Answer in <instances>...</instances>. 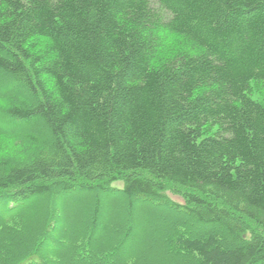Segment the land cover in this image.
Returning a JSON list of instances; mask_svg holds the SVG:
<instances>
[{"label":"trees","instance_id":"obj_1","mask_svg":"<svg viewBox=\"0 0 264 264\" xmlns=\"http://www.w3.org/2000/svg\"><path fill=\"white\" fill-rule=\"evenodd\" d=\"M0 75L32 98L0 132L35 148L0 168V264L114 261L122 199L184 216L191 264H264V0H0Z\"/></svg>","mask_w":264,"mask_h":264},{"label":"rangeland","instance_id":"obj_2","mask_svg":"<svg viewBox=\"0 0 264 264\" xmlns=\"http://www.w3.org/2000/svg\"><path fill=\"white\" fill-rule=\"evenodd\" d=\"M175 38L176 37H174V39ZM6 80H8L6 77L4 78L2 75H0V88L7 89L9 87L8 84H5V82H7ZM252 88L254 100L264 102V84L261 85L253 83ZM8 89L10 90V88ZM24 99H32L30 92L24 90L20 86L12 88V93H10L7 98H0V111H5L8 106L13 105L12 103H16L17 101L22 102ZM28 126H32L40 131H44L42 127L37 124ZM4 127H7V124L3 120H0V128ZM13 127L14 126H11V128ZM18 130L19 129H16V131ZM2 133L3 132H0V168L4 162L11 161L12 159L18 160L25 158L35 149L34 147L26 144H18L9 135ZM113 186L120 188L122 187V183L116 182ZM165 188L166 191H164L163 194L167 197V199L177 204L184 206L188 205L189 201L186 198V193L183 192L181 188L175 185H165ZM122 201L123 202L120 205V210L121 214L124 215V212L127 208V202L124 199H122ZM78 204H81V206L77 205V210L82 207V202L80 201ZM39 206H44V201L41 202ZM120 206L112 204L106 206L104 215L105 219L100 222V227L97 231L98 236L96 237L102 238L108 234L110 230H116L119 232V237H114V241L117 244L116 246H120L122 248V251L118 253V255L115 257V260L111 262H105L100 254H96L94 258L87 257V259H84L80 254L77 255V259H80V261L82 259L83 261L81 262H84V264H126V262H131L132 264H191L189 257H177L176 254L169 248L165 238V236L171 232L172 229H174V226H178L182 222H185L184 216L179 215L177 217H173L175 215H172L170 211L156 207L150 203L136 202L135 212L131 219L124 215V218L121 220H119V218H115L114 221H111L110 217L114 215L115 211H117L115 209L120 208ZM111 207L113 208V211ZM37 208L39 209V207ZM36 213L37 212L34 211V214ZM108 216L110 217L106 218ZM187 221L190 222L191 220L188 219ZM176 222L180 223L175 224ZM88 224L89 218L80 219L79 225H82V227L85 226V229L87 228ZM130 225L133 228L132 236L124 243L122 242V236L124 232L127 231L128 227H130ZM193 227L194 234L196 233L197 235L210 229L198 225H194L192 228ZM253 230L256 232L259 231L254 225H252L251 231L247 233L248 236H251V232ZM103 231L105 232L103 233ZM102 251H107L110 253L112 249L110 251Z\"/></svg>","mask_w":264,"mask_h":264},{"label":"bare ground","instance_id":"obj_3","mask_svg":"<svg viewBox=\"0 0 264 264\" xmlns=\"http://www.w3.org/2000/svg\"><path fill=\"white\" fill-rule=\"evenodd\" d=\"M28 162V161H27ZM57 184V183H56Z\"/></svg>","mask_w":264,"mask_h":264}]
</instances>
